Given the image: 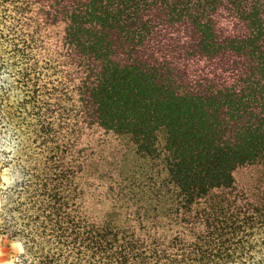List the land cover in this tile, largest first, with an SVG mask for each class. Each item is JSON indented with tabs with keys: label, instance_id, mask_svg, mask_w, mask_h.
Returning a JSON list of instances; mask_svg holds the SVG:
<instances>
[{
	"label": "trees",
	"instance_id": "1",
	"mask_svg": "<svg viewBox=\"0 0 264 264\" xmlns=\"http://www.w3.org/2000/svg\"><path fill=\"white\" fill-rule=\"evenodd\" d=\"M0 245L264 264V0H0Z\"/></svg>",
	"mask_w": 264,
	"mask_h": 264
},
{
	"label": "rangeland",
	"instance_id": "2",
	"mask_svg": "<svg viewBox=\"0 0 264 264\" xmlns=\"http://www.w3.org/2000/svg\"><path fill=\"white\" fill-rule=\"evenodd\" d=\"M237 177L241 179L242 175L237 174ZM14 252V246L0 245V264H14Z\"/></svg>",
	"mask_w": 264,
	"mask_h": 264
}]
</instances>
